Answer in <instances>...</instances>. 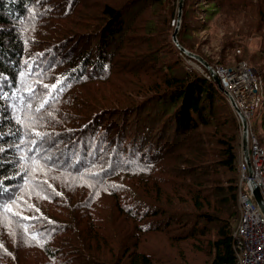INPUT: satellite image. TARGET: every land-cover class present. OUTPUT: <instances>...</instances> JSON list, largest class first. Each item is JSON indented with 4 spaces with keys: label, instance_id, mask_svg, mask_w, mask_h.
Instances as JSON below:
<instances>
[{
    "label": "trees",
    "instance_id": "16d2710c",
    "mask_svg": "<svg viewBox=\"0 0 264 264\" xmlns=\"http://www.w3.org/2000/svg\"><path fill=\"white\" fill-rule=\"evenodd\" d=\"M179 1L0 0V264H236L240 129ZM201 14L264 83V0H184L197 55Z\"/></svg>",
    "mask_w": 264,
    "mask_h": 264
},
{
    "label": "built area",
    "instance_id": "2783aa9c",
    "mask_svg": "<svg viewBox=\"0 0 264 264\" xmlns=\"http://www.w3.org/2000/svg\"><path fill=\"white\" fill-rule=\"evenodd\" d=\"M176 22V24H178ZM240 53V50L237 49ZM212 73L207 71L205 77L211 80L215 75L220 78L226 91L225 97L231 109L235 112L240 126L243 118L246 120L245 131L253 133L251 110L262 108L263 91L258 87L260 76L252 67L240 63L236 66H211ZM247 77L245 83L242 78ZM239 79L243 83L241 95L235 92L233 81ZM262 82V81H261ZM240 84V83H239ZM248 127V128H247ZM255 135V134H254ZM242 137V135H241ZM249 157L243 150L239 155V177L249 186L248 191L240 187L237 190L239 218L233 229V250L236 264H264V218L261 207L254 199L253 187L258 188L262 195L261 204L264 205V149L258 143L257 137H247ZM263 212V211H262Z\"/></svg>",
    "mask_w": 264,
    "mask_h": 264
},
{
    "label": "rangeland",
    "instance_id": "374dc122",
    "mask_svg": "<svg viewBox=\"0 0 264 264\" xmlns=\"http://www.w3.org/2000/svg\"><path fill=\"white\" fill-rule=\"evenodd\" d=\"M175 12H176V17L175 19L172 20L171 26L174 27V32L176 29H178V33H179V31H181V18H179L178 16V6H177V11ZM200 19L202 22L206 23L205 28L200 29V30H194L193 31L194 39L192 41L194 48L196 50H199V55L194 53V51L192 52L188 50L189 52L203 58L210 66H214V67L215 66H236V65H239L240 63L248 64L247 60H245V58L243 57L244 55L242 53L245 50H249L250 53L257 51L256 49L259 48L260 44H259V39L256 36L244 37L236 32H230L228 35L232 37L231 40H234V45L233 46L227 45V40H226L227 34L225 31V27L223 25L224 21H222V18H220L219 15H214L213 17L207 20L205 18V15L201 14ZM178 21L179 23L176 24V22ZM231 24L232 26H234L233 25L234 22H231ZM237 49L240 50V53L237 52ZM187 63L190 65V67L193 70L199 71L201 74H203V76L207 74V71H205L207 69L204 68V66H202L196 60L190 58L189 60H187ZM254 69L259 74H261V72L258 71L256 68ZM220 84H221V81H220ZM224 94H226V91ZM262 99L264 100V92H263ZM263 109H264V104L262 108L255 111V114L253 115V118H252V121L254 123V128H255L257 135H260L263 131V126H262V122H261L260 115H259L260 113L263 114V111H264ZM241 141L239 137L240 144H239V149H238V155H239V152L241 151V145H242Z\"/></svg>",
    "mask_w": 264,
    "mask_h": 264
},
{
    "label": "bare ground",
    "instance_id": "6f19581e",
    "mask_svg": "<svg viewBox=\"0 0 264 264\" xmlns=\"http://www.w3.org/2000/svg\"><path fill=\"white\" fill-rule=\"evenodd\" d=\"M243 65H245V66H247V67H251V66H249L247 63H242ZM226 67V66H225ZM258 73V72H257ZM259 74V73H258ZM259 76H260V74H259ZM213 79H214V77H212V79L211 80H209V81H213ZM260 80L262 81V79H261V76H260ZM242 81H244L245 83H248L249 82V80H248V78L247 77H244V78H242ZM261 81H259L258 82V87H259V89L261 90V91H263L264 92V83H263V81L261 82ZM240 83V84H239ZM233 84L235 85V92H237L238 93V96L239 95H241V91H242V88H243V83L239 80V79H235L234 81H233ZM262 106H263V99H262ZM255 111L256 110H251L250 111V113H249V116L250 117H252L253 118V115L255 114ZM234 112V111H233ZM234 114H235V112H234ZM259 115H261V113L259 114ZM235 116H236V114H235ZM237 119V118H236ZM246 120L243 118V120H242V126H243V128H246V124H247V122H245ZM237 122H238V125H239V129H240V138H241V143H242V145H241V150H243V152H244V155L246 156V154H245V151H244V148H243V136H247V137H255V135H256V137H257V133H256V131H255V128H254V123H253V121H252V127H253V131H254V134L253 133H250V132H247V131H245L241 126H240V123H239V121H238V119H237ZM248 128V127H247ZM241 135H242V137H241ZM257 140H258V137H257ZM258 143H259V141H258ZM260 145V144H259ZM247 147H248V141H247ZM261 147V146H260ZM262 148V147H261ZM263 149V148H262ZM241 152V151H240ZM240 152H239V155H240ZM248 157H249V153H248ZM247 156H246V158H248ZM238 163H239V160H238ZM238 174H239V171H238ZM238 187H240L243 191H248L250 188H249V186H248V184L246 183V182H244V181H242L241 179H240V177L238 178ZM256 189H258V188H256V187H253L252 188V191L255 193V190ZM261 197H262V195H261ZM254 199H255V194H254ZM255 201H256V199H255ZM257 202V201H256ZM258 203V202H257ZM259 204V203H258ZM259 205H261V204H259ZM261 207V206H260ZM263 207H264V205H263ZM261 210H262V208H261ZM238 211H239V208H238ZM263 211V210H262ZM261 211V215H262V217L264 218V211L262 212ZM238 218H239V214H238ZM237 221H238V219H237ZM237 221H236V223H237ZM235 223V224H236ZM233 229H234V227H233ZM232 236H233V233H232ZM235 254V253H234ZM202 256V255H201Z\"/></svg>",
    "mask_w": 264,
    "mask_h": 264
},
{
    "label": "water",
    "instance_id": "95a60500",
    "mask_svg": "<svg viewBox=\"0 0 264 264\" xmlns=\"http://www.w3.org/2000/svg\"><path fill=\"white\" fill-rule=\"evenodd\" d=\"M183 3H184V0H180L179 2V5H178V16L179 18H181L182 16V10H183ZM177 35H178V29L175 30L174 34H173V37H172V40L174 42V44L181 50L185 53V55H187L188 57L196 60L197 62H199L202 66H204V68L207 69V71L211 72L212 73V68L211 66L201 57L189 52L188 50H186L185 48H183L178 40H177ZM214 82L217 84L219 90L223 93H225L224 89L222 88L221 84H220V80L217 76H214ZM246 122V121H245ZM243 148H244V151H245V154L246 156L248 157V147H247V138L246 136L243 137ZM255 199L256 201L261 204V193L258 189L255 190ZM262 210L264 211V207L263 205L261 204L260 205Z\"/></svg>",
    "mask_w": 264,
    "mask_h": 264
},
{
    "label": "snow or ice",
    "instance_id": "6c2138e0",
    "mask_svg": "<svg viewBox=\"0 0 264 264\" xmlns=\"http://www.w3.org/2000/svg\"><path fill=\"white\" fill-rule=\"evenodd\" d=\"M45 87H47V85H45ZM41 107H43V105H41ZM5 210L8 211V212H11V211H12V208L6 206V207H5ZM33 239H35V237H33Z\"/></svg>",
    "mask_w": 264,
    "mask_h": 264
}]
</instances>
